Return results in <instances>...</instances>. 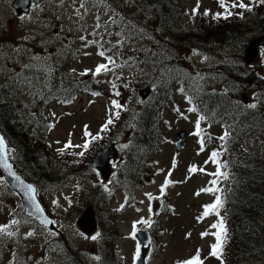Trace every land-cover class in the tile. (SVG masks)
Masks as SVG:
<instances>
[{"label": "rangeland", "instance_id": "rangeland-1", "mask_svg": "<svg viewBox=\"0 0 264 264\" xmlns=\"http://www.w3.org/2000/svg\"><path fill=\"white\" fill-rule=\"evenodd\" d=\"M13 1L14 0H0V101H10V103L16 101V103H18L16 106H27L24 110L26 113L23 112L20 115L18 110L11 113L15 118L12 117L10 120L12 121L10 126L17 121L19 122V127L23 135L26 129H30L28 135H41L43 143L48 141L45 145L48 153L58 152L55 157L62 163L60 164L59 161L54 160V165L50 172L51 176L53 178L62 179V181L53 182L52 187L40 191V198L45 205V209L49 215L55 217L56 220V233H51L49 232L52 231L51 229H45L44 226L41 225V222L24 213L18 196L14 193V189L9 188L6 181H4L0 170V226H8L6 232L0 233V264H73L72 260L75 257L74 262L76 264H100V261H104V264H107L105 259H100V257H98L96 249H98L100 237L104 235H108V239L112 237V235L106 231V229L112 231V225L104 229V223H106L108 211L112 210L113 206L114 209H116V213H118L116 206L120 208L124 207L120 214L117 215V219L116 213L112 211V215H114V219H116V225H118L115 230L116 233L114 234V236H117L115 239L118 249H114V245H112V239H114V237H112L110 241L104 238L102 248L104 249L107 245L108 249H110V245H112L114 253H119L121 256L122 264L134 263V259H136L137 256V247H139V250L143 247H141V244H139L135 238V232L137 231L136 227L139 229L148 228V225L138 223L142 220L151 221L152 227H154L153 223L156 221V215H154V221H152V217L154 214V207H156L157 203L154 197L161 192L160 189L161 186L164 185L166 177L170 181L166 186L168 187L166 195H168L169 192L168 203L171 201L174 213L170 212L172 211V205H170L168 214L164 211V215L160 214L162 215L161 219L158 217V221L160 222H156V229H162V231H158L156 235V229H154V235H156V240H158L160 245H158L157 251L154 252L157 241L154 243L152 257H150L149 261L146 260V264H178V261L182 258H184L182 259V261H184L188 259L191 254L195 255L197 249L202 252L204 257L208 255L203 261L204 264H211V262L212 264L216 263L218 260L210 259V251L207 249L208 245H210V234L203 237L201 236V233H204L205 229H208L209 225L207 227V224L214 222L216 215L210 213L208 217H212V219L206 217L208 221L202 218H200L202 220L198 219V217H204L200 215V213L204 211L201 207L202 203L211 201L214 195V193L209 194L208 191H200L204 189L208 181H210V177H212V169L214 166L210 165V160L207 159V156L209 158V152L213 150L214 146L211 143L210 145H212V147L207 144V147L203 145V151H201V144L198 142L200 141L201 133L200 136L194 134L197 132L196 122L199 120L198 115L196 112L188 109L190 103L186 101L188 98L187 95L186 98L184 97V91H182V96H179L175 93V90H173L170 95L171 97L166 102L167 105L163 111L165 125L161 135L163 136V141L158 146L159 149H157L155 153L148 154L147 157L144 151V157H146L147 163L146 159H139L141 163L143 164L144 162V164L138 165L137 169H139L138 172L144 176L145 182H142L143 185L141 187L138 186V189H132V187H130L132 193H135V197L132 195V199H136V203L134 201L126 203L131 195V191L126 192L125 195L123 194V189L122 192L116 191V189L119 188L116 187L115 180L112 178L110 181L108 178L104 181L100 178L101 173L97 168L96 171H94L93 167L92 170H90V167L87 168L86 177H88V172H90L91 176L86 180L83 172L84 169H86L88 159H86L85 163L80 159V155H78V161H82L81 165L75 164L72 166L70 160L68 163L63 162V160L70 159L66 157V155H70L69 149H72V152L75 153L78 151V148H84L82 140L88 138L86 133L95 136L100 124H103L104 119L110 116V111H112L111 101L116 99V91L112 89V91H114V99H112V91H110V83H112V77H114V71H112V75H110L111 70L118 69L120 75H122L121 70H123L124 75L122 76L124 78L127 79L129 77V79L136 80L139 86L136 106L139 107V103L144 95V89L148 87L147 84L151 74L152 62L154 65L158 59L166 61L168 57V51H166L165 55L164 51L161 49L160 53L156 55V50L151 51L148 49L152 44L150 43L152 37L149 33L147 34L145 28L136 24L138 18L144 20V17H146L145 12H142L138 7V0H32V7H34V1H36L37 4L34 8L30 7V13L25 16L20 14L17 16L15 14L14 11L16 10L13 7ZM181 1L188 9L196 5L199 7L200 11L205 9H208V11L211 10L210 15H212V11L214 12L215 10L216 13H218L220 6L218 0H180V2ZM240 2L246 5V0H240ZM164 3L167 6L165 7L164 5V12L168 13V9H170L169 0H166ZM81 5H83V7ZM226 5H228V3H226ZM256 8L262 9V5ZM241 10L243 9L240 8V11ZM220 11L222 10L220 9ZM262 11H264V9H262ZM216 13H214L215 16ZM124 14L128 19H126V17H124L126 20L122 19ZM187 15L188 11H186V19H188ZM248 17H250V15H248ZM147 19L148 17H146V21H149ZM218 19H220V15H218ZM252 19L256 21V19L251 17L247 19L246 25H248L247 29H250L248 33L254 31V34L247 38L243 37L240 39V41H242L240 45H242V51H244V53H242V60L245 56L246 48H248V43L251 42L248 38L252 37L253 40L254 35H256L257 27L256 29H252V27L260 23V21L254 23ZM189 20L190 19H188V21ZM185 22L186 21H181L180 23L184 24ZM250 23H252V27H250ZM114 25L119 26L115 27ZM224 27H226L225 24ZM224 27H222V29H224ZM260 27H264V23H260ZM154 29H156V27L152 26V31H154ZM262 31H264V29H260L258 32L262 33ZM262 35H264V33H262ZM258 36L259 35H256V38H258ZM81 37H84V39L82 40ZM247 39L248 41H246ZM24 40H26L27 43ZM141 45H144V49L140 47ZM210 45L211 46L208 47V51L205 54L206 57L204 56V51H206L205 45L203 46L201 44V48L198 49V57H196V51H194L195 53L192 57H196V63L199 61L200 65H202V63L206 65L207 59L208 65L213 66L215 63L214 59L216 60L222 57V61L224 62L226 59H234L232 57L228 59V52L234 49V44H228V47L225 49L220 47V45L215 46V42L214 45H212V43H210ZM244 45L247 47H244ZM136 49L144 52L148 51V63L145 62L140 66L136 65L134 59V51H136ZM261 49H264V47ZM100 52H103L104 55H99ZM124 52L126 55L130 53V57L126 56ZM258 53H260L259 57ZM258 53H256V59L253 58L254 62L252 63V60H250L248 63L252 66L254 73L259 69L258 73L264 75V50L258 51ZM200 54L204 59L200 57ZM154 55L158 58L156 61H154ZM174 55H176V51ZM109 57L111 60L108 59ZM176 57H174V59H176ZM127 59L128 65L124 67V63H126ZM54 60H56L55 63ZM132 61H134V65H132ZM240 62L239 57L238 61H236L237 66ZM196 63H194V68H187L192 70V72L196 71L197 76L201 67L198 65V69H196ZM100 64L107 65V70H102L99 74H93ZM154 67H158V71L160 70L158 63H156ZM254 67L258 69H254ZM172 68L173 66H170V69H168V77L172 75V73H170ZM201 69L203 70L204 67ZM118 71H116V77H118ZM158 71L154 69V75H156V77L161 74L158 73ZM36 73L38 75H36ZM238 73L236 75L239 76ZM258 73H256V75H258ZM178 75H180V73H174L172 77L177 78ZM204 75V78L200 79L202 87L206 86L210 88L214 85L216 90L221 89V75L220 77H216V82L213 81L214 76L208 74V70ZM222 75H224V73H222ZM262 75H260V77H262ZM38 77H40V79H38ZM116 77H114V85H116ZM156 77L153 78L156 79ZM54 78L60 79V81L68 80V88H72L76 81L81 83L68 103H65L61 94L56 92L61 89V87H58V83L56 85L54 84ZM51 79L52 81H50ZM178 79H180V77H178ZM178 79H176V81H178ZM109 80L110 83H108ZM228 80L234 83L232 75H230V79ZM238 81L234 83L233 89H231V98H238L240 101L244 98L246 106L248 107V103L250 102L255 106L248 108L254 109V112L258 113V115L254 117V119L258 121V123L254 121L257 124L256 127L248 131L246 135H242V139H244L242 143L255 144L256 147L252 150L256 153H264V118H262V113H264V92L260 93L261 89L264 91V79H260L262 85H258V87H254V85H256L254 81L256 80L249 81L248 83H250V85H252V83H254V85H252V87L248 85L250 88H244L240 91L238 90L240 87L238 86V89L236 87V85L239 84ZM260 81L258 83H260ZM50 83L52 85L51 87H49ZM178 83H180V81H178ZM178 83H176V85H178ZM41 84L42 89H40ZM193 84L196 85L195 82H193ZM114 85H112V87H114ZM2 86H4L5 89ZM117 86L118 85H116V89ZM56 87H58V89H56ZM88 87L92 89V94L86 91ZM46 89L48 93H44ZM150 89L153 88L151 87ZM170 89H172V87ZM54 93H56V95H54ZM94 93H99V95H95ZM64 96H68V94L65 93ZM41 97L44 98V101H42ZM244 101H242L243 104ZM40 106H42V109H40ZM256 109H258V111H256ZM38 111H40V115H38ZM260 111H262V113H260ZM33 112L34 117H32ZM18 117L21 118L18 119ZM38 117H40V119H38ZM36 119H38V121H36ZM30 121H32L34 125L30 123ZM36 123H38V125H36ZM50 125H52V127H50ZM45 127H48V129L44 130ZM118 127H120L119 124ZM118 127L116 128V133H118ZM224 127L227 129V125H222V122L210 125V121L207 118L204 119L202 126V129H204V139H206V141L208 140V134L216 135L220 133V135H222V133L225 132ZM258 127H260V129L256 131ZM220 129H222V131H220ZM123 131L124 126L122 125L118 138H122ZM116 133L114 134L115 138ZM181 133L184 134L182 139L180 138ZM42 135H44V137H42ZM106 136L107 134L104 135V137ZM180 140L181 145L177 150L175 142ZM75 142H78L79 145L76 143L75 146ZM124 142L126 143V140H124ZM72 143H74V145H72ZM102 143H104V145ZM102 143L98 145V140L96 141V145L99 147L98 151L100 149H102V151L106 150L108 142L104 139ZM66 145L70 146L65 147ZM113 146L118 151V157H113L112 161L109 163V169L112 173L114 172L116 164L118 163L119 166L126 156V144L122 147L116 142V145L113 144ZM32 148V152L40 150L36 148V146H32ZM86 154L82 155L84 159L90 157V151L88 152V156H86ZM12 156V165L16 167L15 157H17V155L13 152ZM92 157H90V159H92ZM28 158L29 157H26L25 160L29 161ZM22 159H24V157ZM224 159H226V157H222L223 161ZM205 161L209 162L205 163ZM225 162L226 161H224V163ZM90 163H92V161H90ZM90 163H88V165H90ZM41 164L42 163L39 165ZM83 165L84 169H82ZM190 166H195L198 170L189 173ZM62 167H64L66 171H70L72 168L82 169V177L85 179L84 182L76 178L72 179L70 176H67L64 181V175H60V173H64ZM28 168H24V171H18V169H22L18 165L16 172L25 179H28V176L32 177L34 181L37 176L36 174H30V167ZM199 169H204V171L201 172ZM215 178L216 177H214V179ZM108 181H110V183ZM97 183L100 187L103 186L102 194ZM217 184L216 182V187ZM56 185H60V187H56ZM92 187L101 194L100 197H98V193H94ZM121 188H123V186H120V189ZM219 190L220 189H218V191ZM106 191H108V195H106ZM223 191L224 190L221 192ZM197 192H199V195L196 194ZM92 193H94L98 207H96V201L92 199ZM147 194L151 195L149 196ZM90 199H92V203H94V207H96V211H94V207H92L95 213L94 227L98 226V223H96V221H98V215H100V227H98V229H94L93 227V230L86 235L77 227L76 221L78 220V216L82 215V209L85 210L88 205H90ZM160 201H162V197H160ZM160 201H158V207H160ZM164 201H166V197H164ZM168 203H166V206ZM163 208L164 203H162V209ZM80 211H82V213H80ZM157 212L158 209H156V213ZM22 215H24V217H22ZM112 215H110V221H108V223H114ZM13 220L18 223L11 224L10 222ZM260 222L264 224V216L261 218ZM133 223L136 227H134ZM14 225H16V227H14ZM152 227H150V230H152ZM102 229L106 231L104 235H102ZM12 231H14V235L9 236L6 234ZM29 232L33 233V235L28 236L27 234ZM93 233H99L98 238L95 240L91 239L92 235H94ZM119 235L120 237H118ZM108 243H110V245H108ZM150 247H152L151 244ZM206 251H208V253H206ZM105 254L106 253L102 255L104 256ZM202 255H200V257H202ZM96 257H98V259ZM256 260L257 259H250L248 262L244 261L242 264H264V257H262V261H260V259H258V261Z\"/></svg>", "mask_w": 264, "mask_h": 264}, {"label": "trees", "instance_id": "trees-1", "mask_svg": "<svg viewBox=\"0 0 264 264\" xmlns=\"http://www.w3.org/2000/svg\"><path fill=\"white\" fill-rule=\"evenodd\" d=\"M165 1L166 0L137 1L139 9L145 12L146 17H148L147 20L150 21H146V17H144V20H140L139 18L137 21V24L145 28L147 34L149 33L152 37V39H150V43L152 44L148 49L151 51L163 49L169 51L168 53L170 55L166 61L162 60L159 63V68H161L159 71L158 68L152 67L147 85L149 89L151 87L153 89H150L151 92L149 95L146 99H142L139 103V107H137L136 98L138 97V83L136 80L124 78L120 73H118V77H116V71L113 70L114 77H116V85H118L116 89L114 77H112L113 89L116 91V99H114V101H117L121 107L116 108L112 104L113 115L106 120L104 125L109 119H112V124L107 126L106 131H102L104 125L101 127L99 131L100 135L97 136L98 138L89 141L87 147H84L83 155L87 153L86 156H88L89 151L90 157L96 155L99 149L98 145H100L104 139H106L108 143L112 140H116L121 146L126 144V156L123 159L124 161L119 166L117 163V169L116 167L114 168L112 178L116 182V187L120 189V186H123L121 189L125 192L130 191L131 186H142V182H145V180L144 176L138 172L139 169H137V166L142 164L139 159L144 160L147 154L157 152V149H159L158 146L163 141V136L161 135L165 125L163 109L172 93V89H170L172 82L180 77V79H178V81H180L179 90L180 92L184 91L185 97L187 95V100L191 104V107L197 112L199 111V117L204 116L201 120L204 121V119L207 118L210 123L222 122V125H227V129L224 127L225 132L222 133V135L208 136V141L214 146L213 150L219 153L217 163L212 162L215 165V173L218 171L219 166V171L224 174L214 175V177H216L214 181L218 183L217 187L215 183V189H217V192L215 191V196L220 197L222 206L216 209L215 212H211L216 215L215 224L223 220L225 228L222 249L223 264H242L244 261L248 262L247 260L251 258L262 260V257H264V224L260 221L264 216V153H256L252 150L253 148H248L247 143H242V141H244L242 135H246L248 131L256 127L258 121H256L254 117H256L258 113L254 112V109L248 108L250 104H248V107L246 103L243 104V99L240 101L238 98H236L238 100L234 99V97L231 98V89H233L234 83L238 81V78L239 84L236 85V87L238 89L239 86L240 88L238 90L240 91L244 88L248 89V85H250V83H248L249 81L256 80L254 83L261 84L262 81H260V79H262V77L256 75L254 71H249L250 68L242 60V51L241 54L234 52L229 53L230 56L234 58L230 61L226 59L224 62L221 57L218 59V63H214L213 66L205 65L203 70L200 68L197 76L196 71L192 72V70L187 68H194V65L191 64L189 58L184 54V50H191L201 44L208 47L211 46L210 43L214 45L215 42V46L220 45L228 47L230 43L235 46L236 43L240 42L244 34L250 31V29H247L248 25H246V21L249 17L245 16L246 12L244 10L240 12H224L223 15L220 16V19L209 13L200 16V14L196 12L195 15L189 13L191 17L188 22L177 25L179 22L177 20H182L180 18L185 11L180 7L179 0H169L170 9H168V13H165L164 5L167 7L164 3ZM229 12L232 14L228 15ZM252 15L254 16L253 18L256 19V21L252 19L254 23H258L257 21L264 23L263 11H254ZM122 17V19H124L126 15L124 14ZM126 19H128V17H126ZM260 23L254 25V27H252V23H250V27H252V29H256L257 27L256 32L260 31V29L264 28L260 27ZM224 24L228 28L224 27ZM152 26L156 27L154 31H152ZM221 26L224 27V29H222ZM140 47L144 49V45ZM136 51H134L136 65L140 66L145 62L148 63V51L144 52L138 49H136ZM175 51L177 57L174 55ZM128 57H130V53ZM174 57H176V59H174ZM239 57L241 62L238 63L237 66L236 61H238ZM132 63H134V61H132ZM170 66H173L172 71H170L172 75L168 77V69H170ZM154 69H156L158 73H161L158 77L154 75ZM196 69H198L197 66ZM207 70L208 74L214 76V82H216V77L222 76V81H220L221 89L216 90L214 85L210 88L206 86L202 87L200 79L204 78V73H206ZM174 73H180V75L174 78L172 77ZM222 73H224V75H222ZM237 73L239 76L236 75ZM199 74H201L200 78ZM230 75H232L234 83L228 80L230 79ZM153 77H156V79ZM54 79V84L56 85L58 83V87H61V89L56 92L61 94L65 103H68L81 83L76 81L72 88H68V80L60 81V79ZM50 81H52V79ZM259 81L260 83H258ZM193 82H195L196 85H194ZM51 86L50 83L49 87ZM58 87H56V89H58ZM88 90L92 91L90 87H88ZM44 93H48V90H44ZM65 93L68 94V96H64ZM117 93H119V95H117ZM54 95H56V93H54ZM11 103L10 101H0V131L7 140L12 154L14 152L15 155H17V157H15L16 167L18 168L19 165V167L22 168L19 169L21 171H24V168L30 167L31 174H36L37 176L34 180V184L39 191L52 187L53 182H58V179L51 176V168L54 165V160H60L54 158V153H48L45 146L47 141L43 143L41 135H28L30 129H26L23 135L19 127V122L17 121L10 126V123H12L10 120L14 117L11 113L18 110L21 115L23 112L26 113L24 110L27 107H24V105H22V107L16 106L18 105L16 101ZM256 111H258V109H256ZM117 113L118 116L116 115ZM260 113H262V111H260ZM38 115H40V111H38ZM263 115L264 113H262V118H264ZM32 117H34V112L32 113ZM20 118L21 117H18V119ZM38 119H40V117H38ZM38 119H36V121H38ZM254 121H256V123ZM30 123H32V121H30ZM32 124L34 125V123ZM118 124L120 127H122V125L124 126L122 138H118V135H120V127H118ZM36 125H38V123H36ZM117 127L118 133H116ZM46 129L47 127L44 128V130ZM259 129L260 127H258L256 131ZM115 133L116 138L114 137ZM201 133L204 134V131ZM225 133L228 134L227 137L224 140H220L219 137L224 136ZM103 134H107V136L104 137ZM44 135H42V137H44ZM201 139L203 140V137ZM97 140L98 145H96ZM124 140H126V143ZM102 144L104 145V143ZM95 145L96 148L94 149ZM32 146H36V148L40 150L32 152ZM144 151L146 157H144ZM212 151L209 152V156ZM23 157L24 159H22ZM26 157H29V161L25 160ZM80 157H82V155H80ZM90 157H88V163L91 161ZM222 157H226V159H224V161H226L225 163ZM63 162L68 163V160H63ZM40 163L42 164L39 165ZM77 165H81V163ZM88 167H90L88 164H86V169L82 166L84 174L88 171ZM82 169L72 168L71 171L78 175L82 173ZM88 176H90V173H88ZM93 189L94 193H98L95 188ZM218 189L220 190L218 191ZM222 190L224 191L221 192ZM94 193H92V199L96 201ZM92 199H90V204H94L92 203ZM164 210L166 212L170 211V207L165 206ZM112 211L116 213L115 210L108 211V217L106 223H104L105 227H108L110 224L107 222L110 221ZM98 222H100V215H98ZM155 222L156 221H154V223ZM107 230L110 235H113V228L112 231H110V229ZM217 231H219V229L215 228V232ZM115 233L114 230V234ZM157 234L158 231H156V235ZM108 237V235H104L100 243H98V255L100 259H105L107 264H118L120 260L117 259V255L112 250L110 243H108L110 249H108L107 245L104 249L102 248L104 238L108 239ZM100 253L106 254L103 256ZM74 259L72 260L73 264H76ZM100 264H104V261H100ZM217 264H220V261Z\"/></svg>", "mask_w": 264, "mask_h": 264}, {"label": "water", "instance_id": "water-1", "mask_svg": "<svg viewBox=\"0 0 264 264\" xmlns=\"http://www.w3.org/2000/svg\"><path fill=\"white\" fill-rule=\"evenodd\" d=\"M33 3L30 0H14L13 7L16 10L17 14L26 13L30 6ZM264 46V35L259 36L258 38H254L248 44V48H246L245 54V62L248 63L250 60H253L257 53V46ZM144 93L147 94L148 91L144 90ZM184 136L183 133L180 134V138ZM0 140L3 141V144L0 145V170L3 173V176L10 184V186L19 194L21 198V202L24 207V213L38 220L39 222L45 225L46 227H53L52 221L49 216L44 211L41 203L36 197L34 186L21 177L17 172L10 166V162L7 158L6 153V142L4 141L3 135L0 132ZM181 145V140L176 142V149L178 150ZM102 151V150H101ZM117 151L113 148L111 144L106 147V150L99 152L95 158L93 159L92 165L97 168L102 178L108 179L110 176L109 169V160L110 158L116 157ZM31 188V190H30ZM94 219L95 213L93 211L92 206H88L85 210H83L82 215L77 220V224L84 232H91L94 227ZM88 222V223H86ZM95 229V227H94ZM137 238L143 242L150 244L152 240V236L149 230L138 231L136 233ZM147 253V247H143L139 256L136 259L135 264H144V258Z\"/></svg>", "mask_w": 264, "mask_h": 264}, {"label": "snow or ice", "instance_id": "snow-or-ice-1", "mask_svg": "<svg viewBox=\"0 0 264 264\" xmlns=\"http://www.w3.org/2000/svg\"><path fill=\"white\" fill-rule=\"evenodd\" d=\"M260 3L264 4V0H259ZM218 3L220 4V6L222 8H225L226 9V5H225V0H218ZM83 7V5H81ZM233 8L235 7H239L241 9H246L248 11H251V8L248 6V5H245L243 2H235L231 5ZM192 14L195 15L196 14V9L194 8L192 10ZM205 15H207V11H205L204 13ZM232 13L229 12L228 15H231ZM219 15V14H217ZM226 18V17H225ZM81 39L83 40L84 37H81ZM99 55L103 56L104 53L103 52H100ZM109 60H111V58L109 57L108 58ZM106 71L107 70V65L105 64H100L97 66V68L95 69V73L93 74H99L101 71ZM95 95H99V93H94ZM117 95H119V93H117ZM112 104L114 107L116 108H120L121 105L117 102V101H112ZM255 105H250V107H254ZM190 111H192V109H189ZM118 116V113L116 114ZM199 119H203V117H200ZM112 119H109L107 121V123L103 126L102 128V131H106L107 130V126L109 124H112ZM196 128H197V132H195L194 134L197 135V136H200V131H199V128H200V125H199V120L196 122ZM86 135H88V133H86ZM227 133L224 134V136H221L219 137L220 140H224L226 137H227ZM95 138H98V137H94ZM200 144H201V151H203V140L201 139L200 141H198ZM3 144V141L0 140V145ZM70 145H66L65 147H69ZM84 147L86 148L87 147V144L84 145ZM80 155H83V153H80ZM219 156V153L216 152V151H213L210 156H209V160L213 163H217V157ZM209 161H205V163H208ZM198 169L195 167V166H190L189 167V173H193V172H196ZM199 171L203 172L204 169H199ZM171 174V173H169ZM212 175H224L223 173H221L219 171V166H218V171L216 173H212ZM170 183V181L168 180V178L166 177L165 178V183L164 185L161 186V194H163L164 192V189L165 187ZM211 183L215 184L216 181H212ZM31 190V188H30ZM210 189L208 188H204V189H201L200 191L201 192H205V191H209ZM211 191H217V189L213 188L211 189ZM197 195H199V192L196 193ZM147 195H151V194H147ZM220 206H222V201L220 199L219 196H217L213 202V204L211 205H206L204 206V212L202 213V216H207L210 214V212H215L216 209H218ZM202 217H198V219H200ZM44 221H42L43 223ZM11 224H16L18 223L17 221L13 220L10 222ZM138 223H144L148 226H151V221L149 220H142V221H139ZM7 225H4V226H0V233H4L6 232L7 230ZM135 227V225H134ZM213 228H217L219 229V231L215 232V233H212V235L215 236V243H213L212 245H210V252H209V256L211 257H215L217 258L219 261H220V264H223V259H222V255H223V243H224V236H225V228H224V224H223V220H220L219 223L217 224H214L212 225ZM7 235L9 236H12L14 235L13 232H7L6 233ZM28 236H31L33 235V233L29 232L27 234ZM206 235H209L208 232H204V233H201V236H206ZM99 236V233H97L95 236H92L91 239L95 240L97 239ZM137 255H139V247H137ZM178 264H203V260L201 259L200 257V250L197 249L196 251V254L193 255L192 257H190L189 259H186L184 261H180L178 262Z\"/></svg>", "mask_w": 264, "mask_h": 264}, {"label": "bare ground", "instance_id": "bare-ground-1", "mask_svg": "<svg viewBox=\"0 0 264 264\" xmlns=\"http://www.w3.org/2000/svg\"><path fill=\"white\" fill-rule=\"evenodd\" d=\"M179 1H180V0H179ZM180 3H181V2H180ZM230 60H231V59H229V61H230ZM227 61H228V60H227ZM4 138H5V137H4ZM5 140H6V139H5ZM6 141H7V140H6ZM251 259H257V258H251ZM248 260H250V259H248ZM248 260H247V261H248Z\"/></svg>", "mask_w": 264, "mask_h": 264}, {"label": "flooded vegetation", "instance_id": "flooded-vegetation-1", "mask_svg": "<svg viewBox=\"0 0 264 264\" xmlns=\"http://www.w3.org/2000/svg\"><path fill=\"white\" fill-rule=\"evenodd\" d=\"M35 2H36V1H35ZM36 4H37V3H36ZM36 4H35V5H36ZM34 7H35V6H34ZM34 7H33V8H34Z\"/></svg>", "mask_w": 264, "mask_h": 264}]
</instances>
